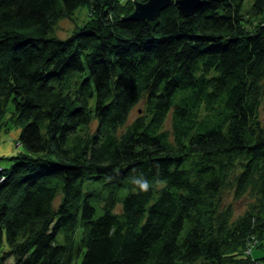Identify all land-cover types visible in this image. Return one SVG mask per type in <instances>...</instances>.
Listing matches in <instances>:
<instances>
[{
    "label": "trees",
    "instance_id": "obj_1",
    "mask_svg": "<svg viewBox=\"0 0 264 264\" xmlns=\"http://www.w3.org/2000/svg\"><path fill=\"white\" fill-rule=\"evenodd\" d=\"M146 1L0 0V264H264V0Z\"/></svg>",
    "mask_w": 264,
    "mask_h": 264
},
{
    "label": "rangeland",
    "instance_id": "obj_2",
    "mask_svg": "<svg viewBox=\"0 0 264 264\" xmlns=\"http://www.w3.org/2000/svg\"><path fill=\"white\" fill-rule=\"evenodd\" d=\"M252 2V0H245L244 1V8H246L247 4H250ZM89 18V9L87 6H82L79 7L75 13L73 14V16L71 17V19H63L60 20L57 25L55 26V28L53 29V31L51 32L50 35L55 36L59 39H64L66 38L69 34H70V30L72 27H74L75 25H81L84 22H86ZM264 85V82H263ZM142 104H138L136 107L133 108L132 112L130 113L129 117H128V124L131 123L134 119H136L137 116H139L141 114V111L139 112V110L141 109ZM259 120L261 121L262 124H264V95L261 101V106L259 109ZM168 126V124H167ZM11 163V162H8ZM223 205L227 206V205H231V207L233 208V211L235 213V217L246 213L249 209H251V207L253 205H255L256 199L251 198L250 196H245L241 199H237L235 200L232 196V191L230 189L226 190V192L224 193L222 199H221ZM254 242H256L254 240ZM253 242L252 247L255 245V243ZM3 248H1L0 250H2ZM262 255L264 254V249L262 251L259 250H254L253 255L254 256H258V255ZM1 255V253H0ZM5 264H12V259H8L6 260Z\"/></svg>",
    "mask_w": 264,
    "mask_h": 264
},
{
    "label": "water",
    "instance_id": "obj_3",
    "mask_svg": "<svg viewBox=\"0 0 264 264\" xmlns=\"http://www.w3.org/2000/svg\"><path fill=\"white\" fill-rule=\"evenodd\" d=\"M200 0H147L146 2H135L133 13L128 19L137 21H153L160 11L174 4L186 16L199 5Z\"/></svg>",
    "mask_w": 264,
    "mask_h": 264
},
{
    "label": "crops",
    "instance_id": "obj_4",
    "mask_svg": "<svg viewBox=\"0 0 264 264\" xmlns=\"http://www.w3.org/2000/svg\"><path fill=\"white\" fill-rule=\"evenodd\" d=\"M20 129L11 128L8 132L0 133V169L7 168L11 163L8 160L23 151L18 142Z\"/></svg>",
    "mask_w": 264,
    "mask_h": 264
},
{
    "label": "built area",
    "instance_id": "obj_5",
    "mask_svg": "<svg viewBox=\"0 0 264 264\" xmlns=\"http://www.w3.org/2000/svg\"><path fill=\"white\" fill-rule=\"evenodd\" d=\"M250 251H251V249L248 250V252H250Z\"/></svg>",
    "mask_w": 264,
    "mask_h": 264
}]
</instances>
